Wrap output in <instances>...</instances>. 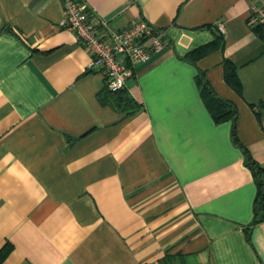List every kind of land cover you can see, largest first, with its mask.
I'll use <instances>...</instances> for the list:
<instances>
[{
    "label": "crops",
    "instance_id": "obj_1",
    "mask_svg": "<svg viewBox=\"0 0 264 264\" xmlns=\"http://www.w3.org/2000/svg\"><path fill=\"white\" fill-rule=\"evenodd\" d=\"M79 1L116 28L145 18L167 44L127 80V114L100 100L105 74L62 26L63 0H0L1 264H264L254 176L197 81L236 106L264 166V33L249 21L264 0Z\"/></svg>",
    "mask_w": 264,
    "mask_h": 264
},
{
    "label": "built area",
    "instance_id": "obj_2",
    "mask_svg": "<svg viewBox=\"0 0 264 264\" xmlns=\"http://www.w3.org/2000/svg\"><path fill=\"white\" fill-rule=\"evenodd\" d=\"M65 17L62 26L74 31L91 54L90 68L105 74L107 87L116 92L126 87L139 63L149 61L166 47V33L158 26L138 18L124 28L107 20L92 18L79 0H63ZM252 26L264 28V2L251 6Z\"/></svg>",
    "mask_w": 264,
    "mask_h": 264
},
{
    "label": "trees",
    "instance_id": "obj_3",
    "mask_svg": "<svg viewBox=\"0 0 264 264\" xmlns=\"http://www.w3.org/2000/svg\"><path fill=\"white\" fill-rule=\"evenodd\" d=\"M256 29L261 32L264 29L257 26ZM224 44V38L222 34H217L214 41L201 46L193 51L189 52L185 59L197 64V61L209 54L210 52L219 49ZM225 66V78L226 81L232 86L237 92H241L242 84L237 75L236 65L230 61H224ZM197 81L201 87V94L204 97L207 106L214 120L218 123L230 120L232 122L231 136L233 142L240 146L244 152L245 164L250 168L257 186V193L254 202V219L252 223H257L264 220V166H262L251 154L246 146H244L237 135V108L236 106L226 99L218 96L208 83L204 71L199 70ZM100 100L103 103L112 104L127 114L135 113L139 110L140 104L132 97L127 91L126 87L116 92L111 91L107 85L104 86L103 90L99 92ZM11 250V245L7 244L3 249L0 250V264L7 257Z\"/></svg>",
    "mask_w": 264,
    "mask_h": 264
}]
</instances>
